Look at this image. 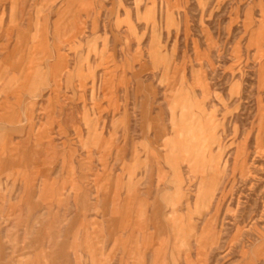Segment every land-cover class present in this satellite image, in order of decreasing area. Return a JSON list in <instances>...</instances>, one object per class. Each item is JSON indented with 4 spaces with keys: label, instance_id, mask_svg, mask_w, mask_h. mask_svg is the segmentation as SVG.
<instances>
[{
    "label": "rangeland",
    "instance_id": "rangeland-1",
    "mask_svg": "<svg viewBox=\"0 0 264 264\" xmlns=\"http://www.w3.org/2000/svg\"><path fill=\"white\" fill-rule=\"evenodd\" d=\"M0 264H264V0H0Z\"/></svg>",
    "mask_w": 264,
    "mask_h": 264
}]
</instances>
